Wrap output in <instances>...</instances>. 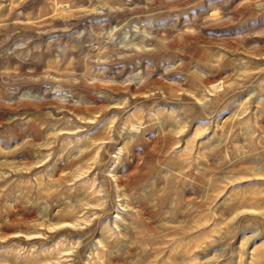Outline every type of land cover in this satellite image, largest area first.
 <instances>
[{
	"label": "rangeland",
	"instance_id": "rangeland-1",
	"mask_svg": "<svg viewBox=\"0 0 264 264\" xmlns=\"http://www.w3.org/2000/svg\"><path fill=\"white\" fill-rule=\"evenodd\" d=\"M0 264H264V0H0Z\"/></svg>",
	"mask_w": 264,
	"mask_h": 264
}]
</instances>
